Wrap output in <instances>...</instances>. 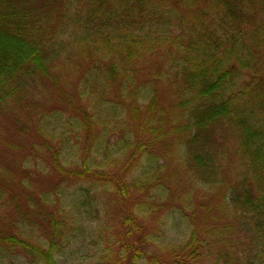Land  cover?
<instances>
[{"label": "trees", "instance_id": "trees-1", "mask_svg": "<svg viewBox=\"0 0 264 264\" xmlns=\"http://www.w3.org/2000/svg\"><path fill=\"white\" fill-rule=\"evenodd\" d=\"M2 131L0 259L264 264V0H0Z\"/></svg>", "mask_w": 264, "mask_h": 264}, {"label": "rangeland", "instance_id": "rangeland-1", "mask_svg": "<svg viewBox=\"0 0 264 264\" xmlns=\"http://www.w3.org/2000/svg\"><path fill=\"white\" fill-rule=\"evenodd\" d=\"M16 138L17 136H13L11 134L5 133V131H2L0 133V168L2 172L4 168H9L12 171L13 168L11 167H15L14 166L15 164L18 166V168L23 166L24 164L23 159L29 152V148L33 141L32 137L28 138L29 139L28 141L22 139H16ZM1 164L7 166L3 167ZM1 183L2 182L0 181V184ZM1 205H2V201H0V207ZM68 206H72L71 201L68 202ZM68 206L66 207L70 209V207ZM96 210L99 211V213L96 216V219L87 220L89 222V228H93L94 230L97 227L98 222L107 223L109 226H111V221L108 222L109 219L105 218V215L108 216V214L104 212L103 206L100 205L96 207V209L93 211L94 214L96 213ZM6 214L8 213L0 215V218L3 220V222L8 221L9 214L7 216ZM170 219L171 218H169V221ZM88 236L89 235L83 238V240L86 241V245H88V247L83 253V256H86V258L88 257L89 253H92L93 256L95 254L92 250L94 248L93 246L94 241L92 240L91 237L88 238ZM77 244L80 245L84 243L81 240ZM74 250H76V248L73 246V244H71L61 253V256L57 257V262L60 264H84L83 262H92V261H88L90 260L88 258L82 259V252L80 251L77 255H73L72 252H74ZM90 250L92 251L90 252ZM0 264H28V262H25L20 258L13 256L10 258L0 259Z\"/></svg>", "mask_w": 264, "mask_h": 264}]
</instances>
